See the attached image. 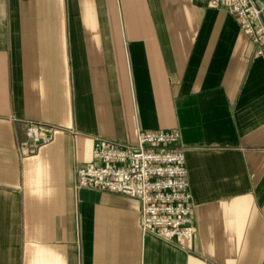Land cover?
Here are the masks:
<instances>
[{
	"label": "crops",
	"instance_id": "1",
	"mask_svg": "<svg viewBox=\"0 0 264 264\" xmlns=\"http://www.w3.org/2000/svg\"><path fill=\"white\" fill-rule=\"evenodd\" d=\"M27 122L50 137L24 138ZM178 130L194 236L76 189L95 138ZM0 264H264V57L200 0H0Z\"/></svg>",
	"mask_w": 264,
	"mask_h": 264
},
{
	"label": "built area",
	"instance_id": "2",
	"mask_svg": "<svg viewBox=\"0 0 264 264\" xmlns=\"http://www.w3.org/2000/svg\"><path fill=\"white\" fill-rule=\"evenodd\" d=\"M222 9L238 23L264 57V4L258 0H200ZM24 138L46 145L49 135L40 125L27 122ZM176 129L139 131L134 144L95 138V163L75 172L76 189L89 188L124 194L140 202V230L169 243H183L194 236L193 204L184 149Z\"/></svg>",
	"mask_w": 264,
	"mask_h": 264
},
{
	"label": "water",
	"instance_id": "3",
	"mask_svg": "<svg viewBox=\"0 0 264 264\" xmlns=\"http://www.w3.org/2000/svg\"><path fill=\"white\" fill-rule=\"evenodd\" d=\"M255 1V0H253ZM260 3L264 4V0H258ZM262 22H263V25H264V16H262Z\"/></svg>",
	"mask_w": 264,
	"mask_h": 264
}]
</instances>
